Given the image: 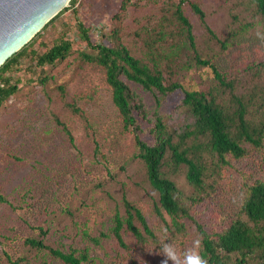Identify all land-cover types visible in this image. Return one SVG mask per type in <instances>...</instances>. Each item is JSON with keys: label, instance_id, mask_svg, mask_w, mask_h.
Returning a JSON list of instances; mask_svg holds the SVG:
<instances>
[{"label": "rangeland", "instance_id": "374dc122", "mask_svg": "<svg viewBox=\"0 0 264 264\" xmlns=\"http://www.w3.org/2000/svg\"><path fill=\"white\" fill-rule=\"evenodd\" d=\"M179 1L131 0L121 18L115 20L122 0H78L77 13L69 2L54 21L50 20L55 15L29 37L25 44L33 40L30 48L39 54L61 37L74 42L75 52L55 65H39L36 57L27 55L8 73L19 84V90L0 108V194L14 205L0 200V264H8L4 251L14 258L23 257L22 264H40L43 259L65 264L48 250L38 251L25 244L27 235H36L30 225L38 224L49 228L45 237L48 244L62 249L72 244L88 247L92 259L84 264H164L165 260L174 264L160 250L169 243L175 249L177 264H184L186 254L198 255L201 237L193 220L186 219L189 235L185 244H179L156 213L158 194L151 188L137 156L134 134L123 129L104 68L78 55L79 50L87 48L78 21L90 28L94 42L111 44L113 30L118 28L120 40L139 56L147 50L145 41L150 35L165 28L167 35L158 42L161 50L181 52L177 61L184 64L190 60L192 64L173 80L189 89L214 87L217 82L211 69L199 67L192 60L193 53L178 47L184 40L175 16ZM192 1L203 8L207 23L226 47L209 34L193 11ZM183 8L204 57L214 58L222 72L239 80L243 91L250 84L264 83V68L255 73L256 64L264 61V20L253 0H185ZM131 85L153 113L157 105L154 94L135 83ZM183 96L184 92L177 90L162 99L160 111L173 128L194 120L182 104ZM73 101L87 113L93 129L71 109L69 103ZM56 117L71 129L74 143ZM146 125L142 137L153 141ZM95 139L103 152L98 157ZM263 171L264 153L252 151L234 160L233 165L224 168L216 192L193 206L195 216L208 230H221L240 208L244 177L260 176ZM176 180L186 194L193 191L184 174L177 175ZM123 193L143 210L160 244L140 245L135 235L124 229L122 234L131 249L120 245L112 230L116 212L125 213ZM87 234L100 237V242Z\"/></svg>", "mask_w": 264, "mask_h": 264}, {"label": "trees", "instance_id": "16d2710c", "mask_svg": "<svg viewBox=\"0 0 264 264\" xmlns=\"http://www.w3.org/2000/svg\"><path fill=\"white\" fill-rule=\"evenodd\" d=\"M77 1H70L74 13L78 12L75 7ZM253 1L264 20V0ZM130 2L131 0H122L120 12L113 20L121 18ZM184 2L185 0H180L175 8L180 34L184 37L178 47L187 54L193 53L192 60L199 67L211 69L217 82L214 87L189 89L181 81L173 80L174 75L192 64L190 60L184 64L177 61L181 52L166 53L161 50L158 42L165 39V28L155 36L150 35L145 41L147 50H144V55L139 56L120 40L118 28L113 30L111 44L94 42L90 28L78 21L80 37L87 43V48L79 50L78 55L81 59L104 68L106 81L112 88L113 102L120 112L123 129L134 134L138 147L137 156L143 162L151 188L158 194L155 202L156 213L164 221L174 240L185 244L184 239L189 235L186 219H192L201 237L197 256L206 264H264V171L260 176L244 177L245 193L240 208L221 230H208L193 212L194 205L216 192L224 168L233 165L234 160L250 155L252 151L264 153V83L250 84L243 91L238 79L230 78L228 73L222 72L214 58L202 55L197 47L193 24L185 14ZM191 7L199 15L209 34L219 39L207 23L206 13L199 3L192 1ZM65 9L66 7L50 21H54ZM32 41L8 57L0 66V108L19 90V84L13 82L8 73L19 64L20 59L31 55L36 57L39 65H55L75 52L74 42L66 37L58 39L41 54L30 48ZM219 41L226 47L224 41ZM256 67L258 69L255 73L264 68V61L256 64ZM131 83L154 94L157 105L153 113L148 111L143 97ZM60 88L63 90V86ZM177 90L184 92L182 104L194 118L191 123H186L181 128H173L166 115L160 111L162 99ZM69 106L75 113L81 114L88 127L92 128L87 113L76 101L70 102ZM56 120L74 143L71 129L58 117ZM145 124L153 136V141L142 137ZM94 152L97 157L103 155L97 139ZM180 173L184 174L187 183L193 188L190 194H186L176 180ZM0 200L14 206L2 194ZM122 201L125 213L122 215L120 210L116 212L112 230L120 245L127 250L131 249L122 234L124 229L131 231L140 245L148 242L160 244L156 230L149 224L143 210L126 193H123ZM30 227L36 235H27L24 242L33 249L48 250L53 257L60 258L65 264H84L91 261L88 247L79 248L74 244L68 249L55 247L45 239L49 228L43 224ZM87 235L91 240L100 242V237ZM102 235L108 236L105 232ZM2 259L0 256V263ZM4 259L8 264H22L24 261L23 257L14 258L8 251H4ZM40 264L51 262L43 259Z\"/></svg>", "mask_w": 264, "mask_h": 264}, {"label": "water", "instance_id": "95a60500", "mask_svg": "<svg viewBox=\"0 0 264 264\" xmlns=\"http://www.w3.org/2000/svg\"><path fill=\"white\" fill-rule=\"evenodd\" d=\"M69 2L70 0H0V66Z\"/></svg>", "mask_w": 264, "mask_h": 264}, {"label": "clouds", "instance_id": "9594fccd", "mask_svg": "<svg viewBox=\"0 0 264 264\" xmlns=\"http://www.w3.org/2000/svg\"><path fill=\"white\" fill-rule=\"evenodd\" d=\"M160 250L162 251V253L166 255L168 259L174 261V264H177L175 249L172 247L170 243L165 244ZM164 264H167V260L164 261ZM184 264H206V262L203 261L199 256L186 254Z\"/></svg>", "mask_w": 264, "mask_h": 264}]
</instances>
